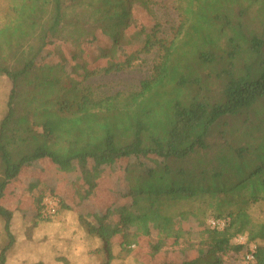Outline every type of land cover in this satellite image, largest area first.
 Wrapping results in <instances>:
<instances>
[{
	"label": "trees",
	"instance_id": "trees-1",
	"mask_svg": "<svg viewBox=\"0 0 264 264\" xmlns=\"http://www.w3.org/2000/svg\"><path fill=\"white\" fill-rule=\"evenodd\" d=\"M9 2L14 17L27 15L24 32L30 42L0 66V77L10 84L0 119V224L7 239L0 248V264H6L14 243L13 211L4 206L9 195L17 206L22 186L33 187L41 178L54 184L47 191L59 200V209H70L58 183L42 177L46 167L33 166L45 159L69 166L70 182L79 178L85 186L81 202L101 189V182L90 177L93 171L113 173L112 166L123 163L119 160H133L123 168V183L111 192L115 199L104 218L121 209L118 224L106 228L98 218L90 227L102 238L108 256L117 236L122 239L117 245L129 255L137 235L146 236L161 224L160 230L171 231L168 236L172 233L175 239L184 228L171 225L191 216L202 222L207 239L186 242L181 251L194 250L197 256L160 264H224L228 256L238 263L246 253L245 245L233 242L238 236L256 244L254 264H264V53L258 55L264 49V30L251 27L247 18L264 22V0H178L180 20L170 40L160 36L154 21L149 20L151 33L140 24L138 13L152 15L150 0ZM188 23L208 47L243 44L257 54L246 67L254 77L227 69L217 76L222 82L216 93L204 91L209 79L193 71L194 77L188 76ZM132 33L137 35L134 44ZM100 39L111 48L99 50L100 59L108 62L85 73L81 81L38 62L52 41L79 47ZM126 47L131 50L124 64L108 59L112 51ZM154 50L158 58L136 90L106 96L88 83L94 75L122 72L138 55ZM213 59L209 49L195 57L200 67ZM41 196L32 197L35 220L49 218L40 214ZM122 199L126 202L119 204ZM210 219L223 220L224 228H209ZM162 244L153 242L151 255L159 253ZM179 244L174 240L171 245Z\"/></svg>",
	"mask_w": 264,
	"mask_h": 264
},
{
	"label": "rangeland",
	"instance_id": "rangeland-1",
	"mask_svg": "<svg viewBox=\"0 0 264 264\" xmlns=\"http://www.w3.org/2000/svg\"><path fill=\"white\" fill-rule=\"evenodd\" d=\"M150 1L152 4L149 9L152 15L138 13L137 17L140 24L146 27L147 33H151L149 20L154 21L158 30H160V36L170 40L179 25L178 0ZM9 5L12 6V2H9V0H0V66L4 63L8 64L10 59H15V51L20 46L27 44L26 42H30L24 32V30L27 31L26 27L29 26L27 15L16 14L14 17L13 14L15 13L8 12ZM256 17H258L257 13ZM247 18L251 27L258 25L264 30V22L258 23L256 21L255 24L253 21L255 17L248 16ZM127 36L129 37V34ZM197 36L199 37L200 34ZM197 36L192 24L188 23V76L189 78L194 77L195 74L191 72L193 71L209 79V82L204 86V91L211 90L216 93L218 85L222 82L217 76H221L220 73L227 69L232 68L234 74L245 75L248 79L254 77L253 72L248 75L246 67L257 59V54L243 48V44L240 48H234L226 42H220L208 47ZM136 37L137 35H133V33L130 35L131 44H134ZM244 38L249 39V35L245 33ZM127 47L124 51H112L108 59L113 63L124 64L122 62L126 58L125 54L128 50H131ZM100 49L111 51L110 46L106 44L104 39H100L93 45L79 47L56 40L43 49L38 62L61 70L71 80L81 81L85 73L94 72L108 62L106 59H100ZM206 49L214 54V59L210 65L200 67L195 57L200 51ZM20 51L22 49L17 50V52ZM263 53L264 49H261L258 55L261 56ZM157 54H159L157 50L149 55L140 54L137 59H134L131 66L124 71L109 75H94L88 80V83L100 95L110 96L117 92L134 91L138 88L140 82L150 75L153 63L158 58ZM23 55L26 54L23 53ZM9 88V82L0 77V119L5 113V102ZM85 160L93 162L90 159ZM122 161L123 163L112 166L113 173L102 170L91 173L92 180L97 183L101 182V189L95 191L89 199L90 201H88L91 203L81 202L82 190L85 186L81 181H78L79 178L70 182L71 170L68 169L69 166L58 167L46 159L35 163L36 165L31 164L36 167H46L43 170L42 177L44 178L46 175L47 181L58 183L64 199L69 201L70 209L60 210L58 203L54 207V213L43 212V199L46 196L52 198L47 188L54 184L42 181L41 178L38 179L39 183L33 187H27L26 184L22 186L23 193L19 200L21 202L17 206L12 203L14 197L9 195L4 202V206L13 211L10 232L14 243L6 254V264H36L38 262L43 264H160L163 261L181 262L197 256V251L194 250L181 251L184 250L182 248L186 247V242H199L207 239L202 222L191 216L182 218L174 226L171 225L174 228H184L183 231L179 230V233H176L177 238L175 239L172 233L168 236L171 231L162 232L160 230L162 225L160 224L159 226L154 225L152 232L149 231L146 236L137 235L134 245L131 246L132 253L129 255L117 245L118 242L122 241L121 237L118 236L111 240L113 244L110 248V255L108 256L103 251L102 238L97 232L90 231V227L97 224L99 219L100 224L105 223L106 228H112L118 224L117 218L119 220L121 217V209H117V213L112 211L107 221L104 218L115 199L111 192L115 189L116 184L123 183V168L127 165H133L132 159L119 160V162ZM49 171L58 174H52ZM40 193H42L40 214L43 218L48 216L49 218L46 220H35L32 197ZM55 199L57 198L55 197ZM124 202H126L125 199L118 201L119 204ZM111 223L114 225L109 226ZM174 240L180 244L171 245ZM6 241L0 224V248ZM157 241L165 244V246L159 253L151 255L150 246ZM224 264L238 263L234 256H228L225 257Z\"/></svg>",
	"mask_w": 264,
	"mask_h": 264
},
{
	"label": "built area",
	"instance_id": "built-area-1",
	"mask_svg": "<svg viewBox=\"0 0 264 264\" xmlns=\"http://www.w3.org/2000/svg\"><path fill=\"white\" fill-rule=\"evenodd\" d=\"M59 201L55 199L54 197L46 196L43 199V212L52 214L55 212V205L58 204ZM209 228L211 229H223L225 226V222L220 219H210L207 222ZM233 242L238 245H245L246 246V253L243 255L242 259L238 264H254L255 258L254 253L256 251V244L250 243L247 244L246 236H238L234 238Z\"/></svg>",
	"mask_w": 264,
	"mask_h": 264
}]
</instances>
